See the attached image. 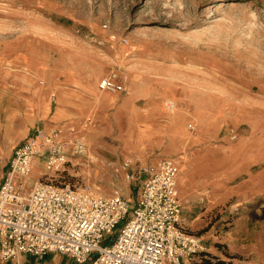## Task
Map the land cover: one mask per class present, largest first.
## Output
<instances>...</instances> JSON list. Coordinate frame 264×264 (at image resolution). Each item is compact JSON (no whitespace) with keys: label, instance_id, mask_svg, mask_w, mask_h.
I'll return each instance as SVG.
<instances>
[{"label":"rangeland","instance_id":"1","mask_svg":"<svg viewBox=\"0 0 264 264\" xmlns=\"http://www.w3.org/2000/svg\"><path fill=\"white\" fill-rule=\"evenodd\" d=\"M18 53L30 69L11 65ZM111 71L125 92L98 89ZM21 75L49 90L10 84ZM0 78L2 163L37 129L90 120L84 153L56 173L40 158L19 180L26 192L52 181L133 204L142 178L127 180L124 160L173 158L184 228L212 262L233 263L234 222L250 207L232 175L264 165V0H0ZM24 264L78 263L53 252Z\"/></svg>","mask_w":264,"mask_h":264},{"label":"built area","instance_id":"2","mask_svg":"<svg viewBox=\"0 0 264 264\" xmlns=\"http://www.w3.org/2000/svg\"><path fill=\"white\" fill-rule=\"evenodd\" d=\"M98 89L125 92L126 79L111 71ZM89 121L37 129L14 148L6 167L0 165V262L57 252L78 264H194L205 249L182 224L179 163L173 158L136 168L124 160L127 180L142 178L133 204L118 190L99 196L52 181H36L24 190L19 180L28 177L42 152L45 169L53 173L68 164L69 156L84 153ZM121 221L115 238L104 245Z\"/></svg>","mask_w":264,"mask_h":264},{"label":"crops","instance_id":"3","mask_svg":"<svg viewBox=\"0 0 264 264\" xmlns=\"http://www.w3.org/2000/svg\"><path fill=\"white\" fill-rule=\"evenodd\" d=\"M8 61L11 65H16L24 69H30L20 53L8 58ZM31 71L33 70L31 69ZM38 76L29 77L21 75L20 78L11 80L10 84L14 83L18 86V82H22V88L31 92L33 91V94L37 96H42L47 93L49 87L46 86L45 88L47 90L44 91L41 88L42 86H38L39 88L34 86ZM2 88L3 81L0 78V99L3 94ZM52 94L53 93H51V95ZM69 121L70 120H66L62 123H69ZM55 124H59V122ZM43 154L44 153L42 152L39 155L36 162H39V160H41L40 158L44 161V157L42 156ZM8 162L9 161L6 163L3 162L5 164L2 162L0 163H2L1 166L6 167ZM232 177L234 179L233 193L237 196V199L240 202L239 204L250 207V212L247 216H239L234 222L235 238L233 247L234 258L232 264H264V165L259 169L251 171L245 177H242L240 171L234 170ZM28 255L29 254H20L7 263L0 262V264H24L27 261Z\"/></svg>","mask_w":264,"mask_h":264},{"label":"trees","instance_id":"4","mask_svg":"<svg viewBox=\"0 0 264 264\" xmlns=\"http://www.w3.org/2000/svg\"><path fill=\"white\" fill-rule=\"evenodd\" d=\"M199 258V261L201 262L200 264H229L227 262H225L224 260H220L218 259L217 262H212L211 258L208 256V254H206L205 252H200L195 256ZM194 264H197L194 260Z\"/></svg>","mask_w":264,"mask_h":264},{"label":"bare ground","instance_id":"5","mask_svg":"<svg viewBox=\"0 0 264 264\" xmlns=\"http://www.w3.org/2000/svg\"><path fill=\"white\" fill-rule=\"evenodd\" d=\"M177 122V121H176Z\"/></svg>","mask_w":264,"mask_h":264}]
</instances>
